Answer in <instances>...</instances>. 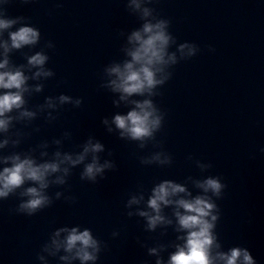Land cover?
Listing matches in <instances>:
<instances>
[{
    "label": "clouds",
    "instance_id": "obj_1",
    "mask_svg": "<svg viewBox=\"0 0 264 264\" xmlns=\"http://www.w3.org/2000/svg\"><path fill=\"white\" fill-rule=\"evenodd\" d=\"M12 2L0 0V201L15 197L18 203L10 211L33 217L61 199L76 203L74 195H66L70 192L69 178L74 169H81L82 182L95 185L106 179V173L115 170L117 165L110 159L112 151L106 150L105 144L94 135L65 150V141L72 139L70 131L17 151L33 133L41 131V126H33L36 120L42 118L45 125L54 124L66 105L80 108L83 98L62 92L45 96L43 103L30 105L34 95L44 92L45 82L56 76L48 67L51 59L48 52L55 49V44L47 40L41 45V31L31 24L29 17L9 16L8 6ZM19 2L28 5L35 0ZM158 2L126 0L125 10L136 17L139 26L130 31L119 30L118 36L123 41L119 51L123 58L103 67L98 75V87L112 94L114 108L127 109L102 117L100 123L105 131L134 143L138 151L133 155L142 166L164 168L172 166L173 156L165 149L164 140L158 139L165 127L167 112L156 98L163 95L161 89L173 78L176 66L197 57L201 47L195 42L178 43L171 31V19L162 16L154 6ZM37 47L39 50L33 52ZM26 48L28 52L24 51ZM207 50L216 51L212 45ZM17 52L23 55L25 63L16 64L12 60ZM65 83L60 80L57 87ZM149 145L153 150L141 155ZM106 151L109 158H102L101 154ZM259 152L264 154V146ZM186 159L199 169V178L187 176L183 183L162 179L153 183L150 190L139 184L135 191L128 193L124 204L126 216L139 218L138 223L142 220L147 233L159 230L158 236L148 238L153 241L151 246L139 237L136 242L146 249L148 257L155 258L154 264H257L247 247L236 245L224 250L216 231L221 217L217 201L223 199L228 187L222 176L205 175L213 168L211 162L194 160L192 155ZM53 187L63 190L50 194ZM169 228L175 233V239L161 242L160 238L167 236ZM119 235V231L111 233L113 239ZM107 249V242L94 235L91 228L64 225L49 233L36 259L39 264H49V258H56L59 264H97ZM164 253H167L166 259Z\"/></svg>",
    "mask_w": 264,
    "mask_h": 264
}]
</instances>
